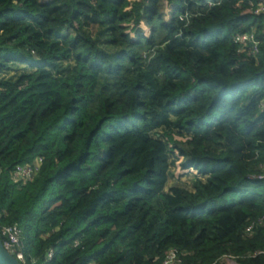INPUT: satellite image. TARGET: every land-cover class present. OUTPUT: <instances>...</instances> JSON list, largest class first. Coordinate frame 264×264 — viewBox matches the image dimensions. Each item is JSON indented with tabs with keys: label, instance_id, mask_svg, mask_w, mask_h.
Here are the masks:
<instances>
[{
	"label": "trees",
	"instance_id": "trees-1",
	"mask_svg": "<svg viewBox=\"0 0 264 264\" xmlns=\"http://www.w3.org/2000/svg\"><path fill=\"white\" fill-rule=\"evenodd\" d=\"M207 1L0 0V72L32 68L0 78L23 264H264L262 0ZM170 165L192 189L164 191Z\"/></svg>",
	"mask_w": 264,
	"mask_h": 264
},
{
	"label": "built area",
	"instance_id": "built-area-1",
	"mask_svg": "<svg viewBox=\"0 0 264 264\" xmlns=\"http://www.w3.org/2000/svg\"><path fill=\"white\" fill-rule=\"evenodd\" d=\"M207 4L211 5L212 2L209 0L207 1ZM254 12L264 13V0L258 3L257 7L254 9ZM234 40L236 43H238L240 51H244L245 47H247L248 45H251V51H257L258 41L256 40L254 33L251 31L236 35ZM36 169L37 167L35 165H20L14 169L12 175L14 178L27 179L32 175L33 172H35ZM1 234L4 237V240L2 241L4 248L23 264V253L21 251H16V246H18L19 244L20 237V230L18 229V227L15 225L3 226L1 228ZM174 257V252H171L168 255L167 260L164 262V264H167L168 262L172 261Z\"/></svg>",
	"mask_w": 264,
	"mask_h": 264
},
{
	"label": "rangeland",
	"instance_id": "rangeland-1",
	"mask_svg": "<svg viewBox=\"0 0 264 264\" xmlns=\"http://www.w3.org/2000/svg\"><path fill=\"white\" fill-rule=\"evenodd\" d=\"M166 11H167V6H166ZM94 39L96 40L97 44L106 50L113 52V51H118L122 49L123 47H115L111 46L109 41H110V35L109 32L107 31L106 28H100L98 32L94 35ZM73 64V60H67L63 61L61 63L62 69H68L70 66ZM10 69L5 70L3 72H0V78H10L14 79L17 75H19L22 72H29L32 70L31 67H29L27 64H20L17 62H12L10 63ZM171 156H169V161L171 160ZM173 170L174 166L170 165L168 167V174H167V180L164 185V191L168 192L172 187H182V188H187V189H192V184L194 181V178L192 175H187L183 176L181 178H175L173 176ZM230 264H235V262L230 260Z\"/></svg>",
	"mask_w": 264,
	"mask_h": 264
},
{
	"label": "water",
	"instance_id": "water-1",
	"mask_svg": "<svg viewBox=\"0 0 264 264\" xmlns=\"http://www.w3.org/2000/svg\"><path fill=\"white\" fill-rule=\"evenodd\" d=\"M0 264H22L11 253H9L3 246L0 240Z\"/></svg>",
	"mask_w": 264,
	"mask_h": 264
}]
</instances>
